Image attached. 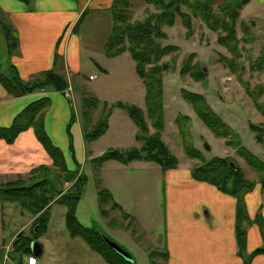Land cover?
<instances>
[{"label":"rangeland","instance_id":"obj_1","mask_svg":"<svg viewBox=\"0 0 264 264\" xmlns=\"http://www.w3.org/2000/svg\"><path fill=\"white\" fill-rule=\"evenodd\" d=\"M129 1L133 6H137L136 11L135 9L132 10V6L130 7L131 21H146L152 14H159L161 11L159 7H164V4L167 3L163 1L157 7L154 4L144 3L143 0ZM224 1L206 0L205 2L211 3L213 7L212 12L211 10H198L199 14L206 17H209V15L218 16L219 14L225 16L227 23L225 26H220L219 30L209 28L201 16H194L192 17V32L187 35V28L183 24V19L179 14L176 15L173 25L164 24L162 26V29L168 33L167 37L158 38L162 45L174 44L178 46L177 50L164 55L160 61V63L165 62L169 64L171 68L163 73L164 113L166 101L168 105L166 111L168 128H175L174 122L178 125L176 120L179 115L190 116V119L182 118V123L188 127L192 143L202 152L205 160L200 161V159L186 154L183 145V134L180 132V129L179 131L175 130V133L170 132L166 134L169 142L165 139L163 140L179 158V163L181 165H187L186 163H188L192 167V171L204 165L205 161L211 160L215 156L224 157L227 160L234 159L244 176L255 182V189L257 185L262 186L261 173L248 163L238 152L237 148L227 144V139L236 141L235 136L227 137V139L223 136H217L205 125L203 120L194 111L192 104L186 101L182 95L183 89L203 94L210 107L237 134L239 142L264 160V143L257 141L256 132L250 127L251 124L264 127V5L258 0L260 6L252 3L245 9L243 14L241 9L240 15L233 19L231 12L235 8V5H231L228 13L221 11V6L226 5V3L236 4L240 0ZM144 4H146V7H144ZM181 7L184 11L190 12L185 4L181 5ZM106 14L107 11L104 14L97 13L94 17L91 13L88 15L86 13L78 23V30L76 29L78 33L86 34L83 53L89 59L85 62L89 63L85 64V71L87 75L93 74L96 76V80H89L88 83L80 85L76 79V93L73 92L74 90H71L72 87L70 88V85L65 90L73 92V103L70 101L74 107H77V103H79L82 95L98 98L99 103L97 106L89 108V111L86 113L89 119L92 109L99 108L98 123L110 109V103L105 101V99L112 100L114 103L120 99L124 100V102L130 100L131 103L134 102L139 105V103H142L141 95L143 93L142 88H136V86L134 87V85L129 83L130 90H128L125 89L128 88L127 86H122L119 83V80L123 78H136L138 73L135 70L132 73L130 62L127 65V61H123V70L121 68L123 65L121 60L120 62L116 60L113 64L109 61L106 62L112 68V74L105 76H101L99 69L92 63L91 58L102 60L99 54L101 49L98 46V41H100L102 33L105 32L99 33V30L101 29V24L106 25L107 22L102 23L99 20L101 16L105 17ZM5 17L4 14H1L0 20ZM152 21L155 22V19L152 18ZM243 21L248 22V29L245 25V30L243 29ZM0 22V27H2L5 36L7 37L8 33L13 35V30H16L14 25L8 21L1 20ZM232 31H234V37L231 35L232 45L235 51L230 49V45L227 47L219 42L220 34L226 35ZM7 41L9 47V40L7 39ZM0 48H2V45ZM10 50L13 49L11 48ZM2 52L3 63L7 60L6 53L8 52V48L6 45L0 51V53ZM223 55L232 59L235 62V66H231L230 68L225 62L221 61L220 58ZM131 58L133 61L132 55ZM260 62H263L261 67H259ZM126 67H128V70ZM183 67H188V70L186 72L184 70V73L182 72ZM6 68H9L13 74L16 71V68L11 65H6ZM50 70L63 75L67 81V76L69 78L72 76L71 73L70 75L68 73L66 76L55 69ZM0 71L5 75L11 76L1 69ZM45 71L48 70L41 71L37 76L42 75ZM202 72L205 73V75L203 73V79H196L193 73L199 74ZM141 83L142 86L145 85L143 81ZM69 96L68 98H70ZM143 98H145V95ZM256 100L259 106L256 105ZM106 103L108 106L105 107ZM123 110L128 114L125 109ZM191 118H193V122ZM97 122L92 128L98 124ZM152 129L151 132H154L155 129L153 131ZM261 134L264 139V133ZM118 141L113 136V131H109L107 134L101 136L94 143L96 145H92L91 141L87 140L90 147L94 146V150L100 155L111 148L123 150L121 147L115 146V143ZM72 143L73 145L69 142L70 147H65V150L62 148L65 162L68 168L74 170L77 175H80V171L82 170L87 178L84 196L79 201V207H77L79 220L85 226H91L101 231L129 251L134 257L132 264H168L169 253L162 249V247H167L168 236L166 230L169 226L168 221L166 220L164 223L163 218L165 214L166 216L168 214L167 205L163 202V167L157 162L146 159H135L130 162L112 159L103 166H100L101 168H98L93 160L87 158L84 161L79 160L76 138L74 139L73 137ZM123 143H127L126 145H128L127 141ZM140 143L138 147L142 146L143 141L140 140ZM74 152H76V157L72 156ZM50 164L46 166L53 170L52 173L43 171L40 178L48 176L55 185L60 186V181L64 182L63 177L58 173L60 170L53 160ZM222 168L224 172H227V167L224 169L223 166ZM31 171L27 175H19L17 178L22 177L26 179L31 176ZM37 173L36 175L40 174L39 172ZM99 177L101 178L100 183L97 182ZM71 184L72 182H64L63 189H68ZM101 187L107 188L113 194L121 208L114 206L112 202L104 204L100 202L99 188ZM18 206L22 208L21 205ZM103 208L107 210L106 215L102 212ZM66 211V205L62 203L53 204L50 209L51 219H49L47 229L40 232L37 237H34L44 244V252L41 253L40 251L38 256L33 250L32 252L25 253L22 257L24 262L27 263L26 260L31 256H37L36 258L40 259L37 264H110L99 252L93 250L80 235H71L65 223ZM26 212L30 213L28 210ZM25 221V218H19L18 224L22 225ZM31 227L33 228L34 225L31 224ZM29 228L28 231L30 232L32 228ZM35 230H37L36 227ZM156 248L163 250V252L154 250ZM151 250L153 252L157 251L155 253H159L162 258L158 257L160 255H155L154 257L156 258H153L154 260L152 261L149 255ZM11 255L12 259H19L21 256L17 249L12 250ZM25 255L27 256L25 257Z\"/></svg>","mask_w":264,"mask_h":264},{"label":"crops","instance_id":"obj_2","mask_svg":"<svg viewBox=\"0 0 264 264\" xmlns=\"http://www.w3.org/2000/svg\"><path fill=\"white\" fill-rule=\"evenodd\" d=\"M259 1L264 5V0ZM113 2L114 0H0V15L6 16L1 20L14 25L18 33V46L10 50L7 37L0 27V47L2 45L0 51L5 45L8 48L7 60L3 62L5 65L2 63L3 56L1 57L3 52L0 53V69L12 75L13 73L6 68V65L14 66L18 76L25 81L49 69H55L66 76L71 73L70 78L67 76L68 83L70 88L72 87L71 90L76 93V79L80 85L88 83L89 80H96V76L87 75L85 71V64L89 63L85 62L89 59L83 53L86 34L76 31L78 23L86 13L87 15L91 13L95 17L97 13L104 14L107 11L105 17L101 16L99 20L102 23L107 22L106 25L101 24L99 30V33L105 32L98 41V46L102 51H99L102 60L90 57L92 63L99 69L100 75L105 76L112 74V68L106 62L113 64L116 60L118 62L121 60L123 64L126 60L127 65L131 63L133 73L134 70L136 71V64L135 60H131L129 51L126 50L113 57L106 54V43L113 31L114 20L111 11ZM143 2L146 3L145 0ZM252 3L260 6L258 0H251L243 6L242 14ZM144 5L146 7V4ZM131 6L132 10L136 11L137 6L132 4ZM138 8L141 9L140 6ZM121 68L124 69V64ZM126 68L128 70V67ZM141 81H143L142 78L137 74L136 78H123L119 80V83L127 86L128 88L125 89L128 90H130L129 83L136 88H142V103L137 105L145 111L146 119L150 123L146 109V86H142ZM73 92L64 94L53 87H46L14 96L0 81V127L10 126L15 117L30 103L42 97H49L50 105L44 109L41 117L52 141L65 150V147H70L69 142L71 143L74 137L78 143L79 160L84 161L86 158L92 160L100 154L94 150V146L90 147L85 133L97 122L100 110L99 108L92 109L88 119L84 113L83 99L86 95H82L77 107H74L71 104L74 100ZM144 95L145 98H143ZM105 101L110 104L114 103L112 100L105 99ZM126 102L131 103L130 100ZM167 106L165 101V124L162 137L169 142L166 134L175 133V130L179 131V127L174 122L175 128H168ZM191 119L193 122V118ZM109 131H113V136L119 140L115 143L116 147L126 149L132 145L141 144L136 138L138 126L120 107H113L108 128L103 135ZM99 138L92 140L91 144L96 143ZM125 141L128 145L123 143ZM72 156L76 157V152L72 153ZM52 160L44 145L37 138L34 127L23 130L13 143L0 138V184L13 180L19 175H27L36 166L51 165ZM186 164L179 163L178 167L164 170L163 202L167 205L168 214L167 216L165 214L163 218L164 223L167 220L169 226L166 230L167 247H162V249L169 253L168 264H247L245 258L239 253L236 233L237 198L219 190L207 181L196 179L192 174V167ZM80 173H83L82 170ZM245 198L252 220L250 224L245 225L247 229L246 251L250 254L264 244L260 226L255 220L257 213L264 218V191L261 190L260 185H257L245 195ZM18 205L20 204L15 201L0 200V264H37L40 261L39 258L35 263L31 262V257L26 260L27 263L24 262L22 258L24 253L21 250H19L20 258L12 259L11 253L15 249L14 240L21 231L26 234L29 232L28 228H31L36 217L31 211L27 213V209L19 208ZM19 218H25L26 221L19 225ZM41 244L43 253L44 244ZM154 250L163 252L158 248ZM151 251L149 255L153 261L156 257L151 255ZM250 264H264V253L254 255Z\"/></svg>","mask_w":264,"mask_h":264},{"label":"trees","instance_id":"obj_3","mask_svg":"<svg viewBox=\"0 0 264 264\" xmlns=\"http://www.w3.org/2000/svg\"><path fill=\"white\" fill-rule=\"evenodd\" d=\"M145 1L157 7H159L163 1L167 3L164 4V7H159L161 8L159 14H152L146 21H131L130 1L114 0L111 7L114 20L113 31L106 43V54L113 57L126 50L130 51L135 60L136 71L146 86V109L150 123H148L146 119L145 111L137 104L124 101L110 104V109L107 114L102 119L99 118V123L97 122L98 124H96L92 130L85 133L86 139L92 141L103 135L108 128L109 117L113 107H120L128 112L129 116L138 126L136 138L139 141H143V144L141 147L131 146L123 150L113 148L106 150L103 154L92 159L98 168L109 159H118L122 162H130L135 159H146L159 163L164 170L178 167L179 158L171 151L162 137L165 123L163 73L171 68L169 64L165 62L160 63L164 55L177 50L178 46L174 44L162 45L159 39L167 37V33L162 29V26L164 24L173 25L177 14L183 19V24L187 28V35L192 32V17L194 16H201L203 21L213 30H219L220 26H225L227 23L223 15H212L213 17L209 15V19V17L198 13L199 9H204L205 11L211 10L212 12L213 7L210 2H205L206 0ZM249 1L250 0H240L236 4L226 3V5L221 6V11L228 13L229 9H231V5H235V8L231 12V17L235 19V17L240 15V10L243 6ZM183 4L189 8L190 12L182 9L181 5ZM152 18L155 19V22L152 21ZM214 20H216V22H214ZM242 24L244 30V25L248 29V22L243 21ZM233 33L234 31L226 35L220 34L219 42L227 47L230 45V49L235 51L231 38V35L234 37ZM9 35L8 33L7 39L9 40V47L10 49H14L18 45L16 30H13V35H10V37ZM220 59L230 68L231 66H235V62L226 55H223ZM262 64L263 62H260L259 67H261ZM184 70L186 72L188 67H183V73ZM203 73L204 72L193 74L196 79L202 80L205 75V73L204 75ZM0 81L4 84L8 92L14 96L24 95L46 87H53L56 90L64 92L69 85L63 75L53 70L45 71L42 75L29 81L22 80L18 76L17 71L11 76L5 75L0 71ZM182 95L186 101L192 104L194 111L203 120L205 125L217 136H223L226 137V139L227 137L235 136L237 140L233 141L227 139V144L237 148L238 152L248 163L256 171L261 173V189L264 191V160L239 142L237 134L234 133L228 123L210 107L203 94L183 89ZM83 101L86 110L85 114L89 111V108L96 107L99 103L98 98H95V96H85ZM50 102L49 97H42L27 105L15 117L10 126L0 127V138L5 139L8 143H13L23 130L34 127L37 138L52 157L54 164L59 168L60 172L58 173L63 177L64 182H72L71 186L65 190L63 189L64 182L62 181H60V186H57L48 176L40 178L41 172L47 171L52 173L53 171L46 165H41L34 168L31 171V176L26 179L22 177L16 178L0 185V200L18 202L23 208L31 211L36 216L32 223L34 227H31V231L27 234L21 231L17 235L13 242L15 249L21 250L24 254L32 252L31 243L36 239L34 237H37L40 232L47 229L52 204L62 203L67 206L65 223L71 235H80L93 250L99 252L110 264H132V262L126 260L107 244L101 231L91 226H85L79 220L77 216V207L79 201L84 196L87 178L83 173L77 175L74 170L68 168L62 148L52 141L45 129L44 120L41 115L44 109L50 105ZM256 105L259 106L257 100ZM106 106H108L107 103L105 104V107ZM182 118H190L189 116L179 115L176 120L180 132L183 134V145L186 154L190 157L198 158L200 161L205 160L202 152L192 143L191 134L189 136L188 127L182 123ZM150 126L155 129L154 132H151ZM250 127L256 132L257 141L264 143L261 134L264 133V127L255 124H251ZM71 145H73L72 142ZM231 161H233L234 166L231 165ZM223 166L224 169L227 167V172L223 171ZM37 172L40 174L36 175ZM192 174L196 179L207 181L215 185L219 190L237 198L236 233L239 253L245 258L246 263L250 264L254 255L257 253H264V244L250 254H247L246 251L247 229L245 222L250 224L252 220L248 213L245 195L254 189L255 182L244 176L241 168H239L234 159L231 158L227 160L220 156H215L211 160L205 161L204 165L193 169ZM97 182H101L100 177ZM99 200L102 204L112 202L114 206L121 208L120 204L115 200L113 194L107 188H99ZM102 212L106 215L107 210L103 208ZM255 220L260 226L264 240V218L260 213H257ZM36 226H38L37 230H35ZM155 252L157 251H152L151 253L153 257L155 255H160Z\"/></svg>","mask_w":264,"mask_h":264},{"label":"water","instance_id":"obj_4","mask_svg":"<svg viewBox=\"0 0 264 264\" xmlns=\"http://www.w3.org/2000/svg\"><path fill=\"white\" fill-rule=\"evenodd\" d=\"M203 69L205 70L204 67H203ZM67 93H68L67 91L64 92V94H67ZM231 165L234 166L233 161H231ZM36 229H38V226H36ZM103 238L105 239V241L107 242V244L110 247H112L116 252H118L121 256H123L126 260H128L130 262H133L134 261L133 255L129 251H127L126 249H124L120 244H118L114 240H112L109 237H107L104 233H103ZM31 248H32V250L35 253H37L36 255H38V253L40 251H42V244L38 240L35 239L31 243Z\"/></svg>","mask_w":264,"mask_h":264},{"label":"built area","instance_id":"obj_5","mask_svg":"<svg viewBox=\"0 0 264 264\" xmlns=\"http://www.w3.org/2000/svg\"><path fill=\"white\" fill-rule=\"evenodd\" d=\"M31 262H32V263H35V262H37V258H36V257H34V256H31Z\"/></svg>","mask_w":264,"mask_h":264}]
</instances>
